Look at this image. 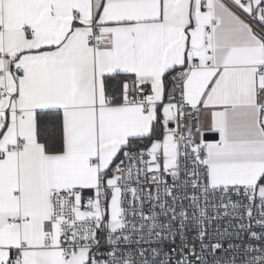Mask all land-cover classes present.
<instances>
[{
  "label": "snow or ice",
  "instance_id": "snow-or-ice-1",
  "mask_svg": "<svg viewBox=\"0 0 264 264\" xmlns=\"http://www.w3.org/2000/svg\"><path fill=\"white\" fill-rule=\"evenodd\" d=\"M0 264H264V0H0Z\"/></svg>",
  "mask_w": 264,
  "mask_h": 264
}]
</instances>
